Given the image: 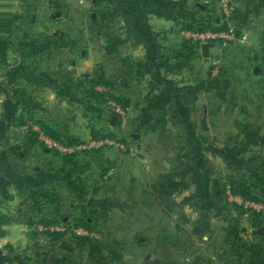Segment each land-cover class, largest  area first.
Listing matches in <instances>:
<instances>
[{
    "label": "crops",
    "instance_id": "0c3cea01",
    "mask_svg": "<svg viewBox=\"0 0 264 264\" xmlns=\"http://www.w3.org/2000/svg\"><path fill=\"white\" fill-rule=\"evenodd\" d=\"M203 1L118 0V30L122 29L118 32V95L126 96L130 100V109H127L130 115L128 125L135 132L132 139L137 142L136 151H146L150 147H146L143 141L150 136L159 137L160 125L169 119V115L178 113L185 117V122L191 117L197 120L196 118L200 116L204 123L201 125L202 129L194 128L189 131L183 129L178 130V133L182 136L184 131L186 136L195 138L198 142L197 149H200L197 151L204 154L206 149L202 145L203 135L209 132L211 143L210 150L207 151H210L212 156L220 158V161L229 166L237 164L246 168L256 162L255 152H264V0H234L236 4L234 28L237 40L234 45L229 44V47L225 48L226 63L221 73L227 78L225 77V81L222 82V88L219 87L222 77L213 69H205L203 66V63L211 59L212 49L209 58L205 59L201 54L200 57L192 56L193 54L184 46L186 41L182 36L183 25L209 24L215 19L218 21V17L214 15L215 6L206 8L201 4ZM74 2V0H0V28L12 27L20 30L19 26L35 27L38 25L37 12L40 5L68 9ZM58 15L55 13L50 20L58 19ZM47 17L50 18L49 15ZM13 34L11 33V36L20 41L22 37L23 41L27 37L25 32L21 37L17 32ZM3 35L0 34V43L5 41ZM8 40L11 38L8 37ZM9 46L6 51L18 57L20 61L6 69L8 76L4 78L3 90L0 92L5 125L0 131L2 146L0 155L4 154L2 163L0 162L4 185L2 214L11 217L14 214L11 208L13 204H22V201L29 203L31 192H50L54 200L61 194L63 199H69L68 203L77 199L81 205H87L90 210L88 217L90 227L97 229L96 219L101 216L100 205L104 202L101 198L111 195L112 204H108L109 202L105 204L104 213L115 210L118 214V222L115 225L118 248L126 250L127 246L132 245L133 247L135 245V248L146 246L148 251L162 248L168 251V258H171L170 250L177 244L174 242V236H179L180 232H174L169 228L171 211L164 209L167 201L170 202L168 196L165 194L158 196L162 197L163 207L159 204L161 200L157 201L158 197L155 199L153 177L145 174L148 167L145 157L137 153L139 160L131 171L124 167L123 161L120 163L117 161L115 174L106 183L104 188L106 190L103 191L96 182L84 178L91 173L99 175L109 160L104 161L99 169L84 155H77L75 160L65 164L61 158L63 155L38 145L28 147L22 145L27 127L36 132L38 140L42 142L39 136L42 132L34 122L37 120L57 132L66 141L79 142L81 138L83 141L92 140L90 132L93 124L90 114L91 107L93 109L97 105L86 101L82 91L77 90L76 94L73 89L52 90L51 86L38 84L39 78L34 75L39 73L38 67L27 64L26 59L31 57L36 59L42 50L13 49L12 45ZM255 67L259 69L257 75L253 74ZM22 80H27L30 84L26 88H21ZM220 88L222 95L219 93ZM45 92L47 99L41 101L40 97ZM204 97L207 99L205 104L202 102ZM202 105H209L210 108L206 109ZM81 106L88 108L79 119L75 112L76 107ZM192 106L197 109H191ZM17 114L32 117V121L27 122L29 126L14 127L13 118ZM105 121L104 117L100 116L95 125L101 127ZM208 121L211 125L206 124ZM79 123H82L84 128L81 136L76 130ZM110 125L114 126L111 122ZM224 125L226 130L221 128ZM19 128L21 130L25 128V131H18ZM152 147L162 148V151L169 155L185 154L190 149L187 143L165 147L159 142L158 145L154 142ZM103 153L105 157L106 153ZM178 157L179 155L176 158ZM114 171L110 168L108 173ZM25 195L28 200L24 199ZM35 213L36 211L33 214ZM259 213L264 221V206ZM159 217L162 219V230L158 229ZM18 223L20 224L16 227L21 234L30 230L34 234L43 233L40 226L31 227L26 223ZM3 227L11 228V225ZM223 229L224 232L228 231L225 226ZM197 232L200 236L202 233H209L202 229L199 231L194 229L193 234L196 235ZM257 235L255 238L258 240V248L255 252H262L263 257L252 259L250 264H264V239ZM208 236L211 239L208 247L217 250L216 257L219 260L215 264H232L233 262L230 263V259H227L229 255L227 251L230 248L228 241L231 239L214 232ZM207 239L208 237L202 236V240ZM231 246H234L233 240ZM45 247L46 243L43 241H39L35 247L28 241L19 248L17 257L10 255L8 249L1 250L0 264H27L31 255L36 254V250H43ZM60 248V252L68 254L71 252L61 245ZM244 248L249 250L247 246ZM181 250H185V246ZM251 252L254 253L249 250L248 255ZM153 255L152 253L150 257ZM194 255L198 256L196 252ZM151 258L149 260H152ZM50 263L54 264L53 261ZM149 263L153 264V261Z\"/></svg>",
    "mask_w": 264,
    "mask_h": 264
},
{
    "label": "rangeland",
    "instance_id": "374dc122",
    "mask_svg": "<svg viewBox=\"0 0 264 264\" xmlns=\"http://www.w3.org/2000/svg\"><path fill=\"white\" fill-rule=\"evenodd\" d=\"M74 5H71L61 9L49 8L46 4L40 5L39 12H37L38 25L35 27H21L20 30L12 27H1L0 34H4L5 41H1L0 49V92L3 90L4 78L8 76L5 72L8 67L15 66L19 63L20 59L15 55H10L6 48L9 49V45H12L13 49H18V45L21 44L22 48L30 49V51L42 50L39 57L29 58L27 64L38 67L39 73H34L39 78L38 84L43 83L46 86H51L52 90L57 89H73L77 94V90L82 91L86 86L88 79H91L100 70L104 71V75L107 79L112 81L113 88L108 91L104 87H96L95 90L101 93H110L118 96V0H74ZM44 3V2H43ZM216 10V9H215ZM55 13H58V19L50 20ZM215 16L219 18V14L216 10ZM50 16L48 18L47 16ZM214 17V16H213ZM48 18V19H47ZM49 20V21H48ZM214 22V21H213ZM43 24V25H39ZM121 27V26H119ZM236 30L234 29V32ZM18 33L21 37L22 33H26L27 37L23 41L15 39L13 33ZM8 37L11 40H8ZM236 40L226 42L225 44L216 43V47L212 48V57L203 63L205 69H213L220 78V86L222 88V82L225 81V74L221 73V69H224L226 51L225 48L229 47V44L235 43ZM234 45V44H233ZM236 45V44H235ZM231 46V45H230ZM236 47V46H235ZM7 49V50H8ZM214 50V51H213ZM86 60L88 62H86ZM224 72V71H223ZM215 73V74H216ZM16 82V81H15ZM30 84L27 80H22L20 87L26 88ZM37 84V85H38ZM19 88V87H18ZM219 89L220 95L222 92ZM61 89V90H62ZM135 93H137L135 91ZM108 95V94H107ZM208 98V96H207ZM41 101H46L47 93L41 95ZM204 104L207 99H202ZM115 103L114 100H108L106 104H95L93 109L91 107V121L94 131H100L103 134H113L117 142H120L124 146V151L118 150L114 147H106L105 161L108 164L101 170L100 174L91 173L86 176L88 181L96 182L98 186L104 191L106 189V183L110 181L115 174L116 163L122 162L124 167L128 171L134 170V166L138 162L137 153L145 157L146 165L145 174L153 177L154 186L153 193L155 199L159 194H165L168 196L170 202L167 201V206L164 209L170 210L169 222L174 232H180L179 236H174V242H176L175 248L170 250L171 258H168V251H164L162 248H156L154 251H148L147 247H133L127 246L126 250L118 248V238L115 234V225L118 222V214L115 210L104 212V206L107 202L112 204L111 195L102 196L104 198L100 205L101 216L96 219L97 229L89 226V232L93 233L94 237L90 238V242L82 247H76L73 242L75 237L83 236H69L72 228L80 227L76 220L80 218L90 217V210L87 205H81V202L77 199L68 203L69 199H63L61 194L57 197V200L52 198V193L47 192H31L29 195L30 202H23L22 204H13L11 207L13 213L11 217L7 214H2L4 202L2 192L4 191V185L2 181V165L0 164V251L8 249L9 254L17 257V253L20 252L19 248H22L30 241V244L35 247L39 241L46 243V247L43 250H36V254L31 255L27 264H49L53 261L54 264H150L149 261H153V264H215L219 260L216 256L217 250H212L210 244L211 239L208 235L216 233L220 236L231 239L228 241L230 248L228 249V258L230 263L235 264L234 261V246L241 250L243 254V264L251 263L252 259L249 258L253 253L249 255V250L253 252L257 251L258 240L255 238L258 229H254L250 224V213L241 214V211H235L232 204L235 203L229 198L228 193L230 191L229 181L233 178H239L243 175L244 178L250 179H262L264 183V152H255L256 162L250 166L241 167V165H227L220 161V158L212 156L207 151L210 150L211 136L210 133L203 135V147L206 149V153L200 154L198 148V142L195 138H190L182 133H178V130H197L202 129L201 125L202 117H195L184 121L183 116L169 115V119L165 120L160 125L159 137H147L143 141L146 147L150 146L146 151H136V141L132 139V134L135 133L130 125H128L130 115L117 127L110 125V113L111 104ZM201 103V102H200ZM206 109L210 108L209 105H202ZM202 106H198L201 108ZM99 107V108H98ZM86 106L77 108L75 116L81 118L82 113L87 112ZM95 108V109H94ZM130 109V105L128 107ZM79 109V110H78ZM98 109V110H96ZM196 110L197 107H191ZM128 113V111H127ZM22 114H17L13 119L17 120ZM4 106L0 103V131L4 129L3 126ZM104 117L106 120L99 126L95 125L98 118ZM23 119L27 120L22 115ZM17 121H15L16 123ZM211 125V123L206 122ZM226 124V123H225ZM29 126L28 124H26ZM95 125V126H94ZM15 127V126H14ZM226 130L225 125L221 128ZM18 128V127H17ZM28 128V127H27ZM26 128V130H27ZM209 129V127H208ZM207 129V130H208ZM18 131H25L24 129H17ZM80 136L82 135L84 128L83 124L79 123L76 129ZM199 140V139H198ZM166 146H176L178 144L187 143L190 149L185 154H172L169 155L162 151V148H153L154 142L156 144ZM79 142H86L79 140ZM1 144V143H0ZM2 147V146H0ZM2 153V151H1ZM84 155L85 154H77ZM177 155H179L178 158ZM182 156V158H181ZM4 154L0 155V162ZM142 157V158H143ZM121 158V159H120ZM118 159V160H117ZM167 164L168 166L164 165ZM110 168H113L114 172L108 175ZM148 169V170H147ZM136 170V168H135ZM105 171V173H104ZM127 176V175H126ZM107 177V178H105ZM163 180V182H162ZM160 189V191H158ZM218 189V190H217ZM215 190L219 193L222 192L220 197H215ZM255 195L260 199V204L264 206V189L255 190ZM64 194V193H63ZM96 196V195H95ZM100 197V196H96ZM235 197V196H234ZM238 197V196H236ZM26 198V195L24 199ZM51 199L52 204L55 206V210L58 211V215L65 216L62 222L51 223L46 227H42L41 232H59L63 233V242L60 245L71 247L72 250L68 254L66 252H60L59 246L56 243L44 236L43 233L34 234V232L28 231L25 234H21L18 231L16 225L27 223V221H36L41 217L40 211H45L49 214L52 212L51 205L45 204L41 200ZM159 198V197H158ZM167 199V198H166ZM26 200H28L26 198ZM158 200L160 207H163L162 197ZM40 204V205H39ZM166 204V203H164ZM71 205V206H70ZM103 208V209H102ZM6 210V209H5ZM37 211L39 213H34ZM219 212L221 214H219ZM39 214V215H38ZM229 214V215H228ZM38 215V216H30ZM30 216V217H29ZM228 217V218H227ZM160 221V228L162 230V219ZM63 222H67V225H63ZM11 228L3 227L9 226ZM167 225V224H166ZM15 226V227H14ZM33 226V225H32ZM31 226V227H32ZM224 226L228 231L224 232ZM264 227V226H263ZM58 228L59 230H54ZM53 229V231H51ZM194 229H202L205 233L194 235ZM63 230V232L61 231ZM224 230V231H223ZM228 234V235H226ZM213 235V234H212ZM226 235V236H225ZM7 236L6 238H2ZM202 236L208 237L207 240H202ZM234 241V246H231V241ZM205 242V243H204ZM180 243V245H179ZM196 243V244H195ZM10 244V246H8ZM185 246V250L180 249ZM245 246L249 247L247 251ZM156 247H158L156 245ZM11 249V250H10ZM196 250V251H195ZM239 250V251H240ZM198 255L197 257L194 253ZM154 255L152 258L151 254ZM58 255V256H57ZM231 255V256H230ZM196 257V258H195ZM230 257V258H229ZM151 258L152 260H149ZM50 261V262H49ZM248 261V262H247ZM52 264V263H50Z\"/></svg>",
    "mask_w": 264,
    "mask_h": 264
},
{
    "label": "trees",
    "instance_id": "16d2710c",
    "mask_svg": "<svg viewBox=\"0 0 264 264\" xmlns=\"http://www.w3.org/2000/svg\"><path fill=\"white\" fill-rule=\"evenodd\" d=\"M153 2H156L158 0H152ZM165 2H171V0H162ZM225 25L223 23H221V21L218 18V21L215 19L214 22H211L209 24H185L182 27V30H191V31H222L225 30ZM184 46L186 47V49H188V52L193 54L192 56L195 55V57H200V53H199V49L198 47L194 46L192 43L190 42H184ZM18 49H20L22 47L21 44L18 45ZM0 49H1V45H0ZM24 50V48H22ZM86 86L84 87V89L82 90V96L84 97V99L90 103H94V104H101L104 105L107 102V99L109 100H114L115 102L118 103V105H120L123 109L127 110L129 105H130V100L126 97V96H116L110 93H101L95 90L96 87H104L107 88L108 91L110 89L113 88V83L112 81H110L109 79H107L104 75V71L100 70L99 72H97V74L95 76H93L91 79H88V81L86 82ZM108 94V95H107ZM15 121H17L15 123ZM28 121H32V117H27V120L23 119V117L21 116L20 118H18L17 120L14 119V124H12L15 127H21L27 124ZM115 127H117L120 124V119L115 117L114 114L111 112L110 113V120H109ZM40 131L42 133H44L47 137L59 141L61 143L64 144H75V143H79L76 141H66L65 139L61 138L60 135L55 132L54 130H52L51 128H49L48 126H46L44 123H42L41 121H34ZM91 135V139L92 140H97L100 138H105V137H109V138H115V136L111 133V134H103L100 131H94L93 128L91 129L90 132ZM22 145H24V147H28L30 145H38L42 148H45L43 143L40 142L37 138V133L34 132L31 128L27 129V133L24 136V139L22 141ZM47 150V149H46ZM49 151V150H48ZM53 152V151H51ZM77 154L74 155H65L62 156V160L65 164H68L70 162H72L73 160H75ZM105 173V171H104ZM229 194L231 196H238L240 198H242L244 201H250V202H254V203H260V199L258 197H256L255 195V190H260V189H264V183L262 181V179H255L250 177V179H247L246 177L244 178L243 175L239 176V178H233L232 180L229 181ZM218 190V189H217ZM215 190V197H220L221 195V191L220 193ZM42 202H44L45 204L51 205V209L52 212L49 214H43L41 213V217H39V219H37L35 222L32 220L27 221L26 225L28 226H32V225H42L44 227H46L48 224L51 223H57L62 222L65 219V216H59L58 215V211L55 210V206L53 203V201L51 199H44L41 200ZM40 205V204H39ZM233 208L235 211H241V214H243V212L245 213H250V224L254 229H259L261 227L264 226V221L261 218V215L259 212L253 210V209H246L243 208L242 206H238L237 204L233 203L232 204ZM78 223V226L89 230V220L88 217L86 218H80V220H76ZM63 225H67V222H63ZM44 236L48 237L51 242L58 244L59 248H60V243L63 242V233H59V232H44L43 233ZM258 237H261L264 239V236L262 235H257ZM73 242L75 243L76 247H82L85 244L90 242V239L88 237H75V239H72ZM61 249V248H60ZM238 249L236 246H234V261L235 264H243V254L241 252V250ZM263 257L262 252H254L252 255H250L249 258L251 259H255V258H261ZM248 262V261H247ZM249 264V263H247Z\"/></svg>",
    "mask_w": 264,
    "mask_h": 264
},
{
    "label": "built area",
    "instance_id": "2783aa9c",
    "mask_svg": "<svg viewBox=\"0 0 264 264\" xmlns=\"http://www.w3.org/2000/svg\"><path fill=\"white\" fill-rule=\"evenodd\" d=\"M204 7L215 6L219 14V20L225 25V30L222 31H191L184 30L182 36L185 41L192 43L194 46L198 47L200 51V46L203 44L211 43L216 47V43L225 44L226 42L237 40L236 34L234 32V22L236 16V4L234 0H204L201 3ZM111 111L115 117L119 118L121 123L128 117L127 110L123 109L120 105L112 103ZM40 139L45 147L49 151L56 152L60 155H74V154H85L89 155L91 153L103 152L106 147H114L118 150L124 151V146L120 142H117L114 138H100L97 140H89L86 142H79L75 144H64L59 141L53 140L49 137L44 136L40 133ZM111 172L108 173L110 175ZM107 178V177H105ZM230 199L235 201V204L242 206L246 209H253L260 212L262 206L250 201H244L240 197L231 196L228 193ZM54 230H59L55 228ZM53 231V229H51ZM63 232V230H61ZM69 236H83V237H94L93 233L89 232L87 229L82 227L72 228L71 234Z\"/></svg>",
    "mask_w": 264,
    "mask_h": 264
},
{
    "label": "water",
    "instance_id": "95a60500",
    "mask_svg": "<svg viewBox=\"0 0 264 264\" xmlns=\"http://www.w3.org/2000/svg\"><path fill=\"white\" fill-rule=\"evenodd\" d=\"M213 47H214V45L211 43L201 45L200 46V54H201L202 58H205V59L209 58L210 49H212ZM258 70H259L258 67H255L253 74L257 75ZM88 157L96 168L99 169L103 166L104 161H105V157H104L103 152L91 153L88 155ZM256 232L258 235H264V227L259 228ZM61 247L68 249V250H72L71 247H67L65 245H61Z\"/></svg>",
    "mask_w": 264,
    "mask_h": 264
}]
</instances>
